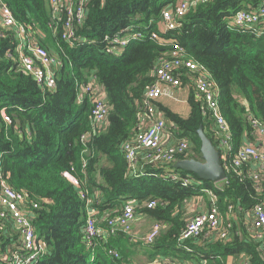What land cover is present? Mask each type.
<instances>
[{
	"label": "trees",
	"instance_id": "16d2710c",
	"mask_svg": "<svg viewBox=\"0 0 264 264\" xmlns=\"http://www.w3.org/2000/svg\"><path fill=\"white\" fill-rule=\"evenodd\" d=\"M260 1L210 0L191 8L178 28L164 31L161 12L177 0H89L85 22L77 30L86 43L69 47L47 0H0L60 63L55 89L38 87L20 65L14 34L0 26L5 35L0 37V110L6 109L13 122L5 126L0 118L1 169L11 189L24 192L38 205L34 231L47 249L38 264H133L130 242L135 248L146 246L152 262L162 257L180 263L226 264L228 257H245L249 264H264L259 243L252 232L244 231L245 215L264 199V190L259 192L251 180L230 173L217 188L174 167L181 160L201 161L200 128L216 145L212 118L202 112L193 87L188 88L186 118L161 108L175 126V138L189 141L191 157L176 156L167 164H149L139 157L138 171L132 174L121 150L138 131L146 111L144 94L154 82L156 61L175 44L207 69L218 89L220 115L232 136L230 156L244 137L252 141L248 116L264 124V38L229 26L237 11L254 10ZM127 28L143 39L131 40L118 55L108 53L103 39ZM92 78L105 92L110 110L106 131L82 145L80 138L90 128V100L82 88ZM182 80L189 85L187 76ZM64 172L76 177L79 189L62 176ZM170 175L192 182L183 186ZM197 197L209 200L208 207L211 200L216 202L228 225L226 238L202 236L179 242L188 220L185 208ZM151 202L156 205L148 209ZM129 203L135 215L162 227L152 243L119 232L87 246L82 231L88 208L96 211L95 217L108 218L120 215ZM228 206L233 207L231 217ZM108 249L116 250L119 258L108 255Z\"/></svg>",
	"mask_w": 264,
	"mask_h": 264
},
{
	"label": "built area",
	"instance_id": "2783aa9c",
	"mask_svg": "<svg viewBox=\"0 0 264 264\" xmlns=\"http://www.w3.org/2000/svg\"><path fill=\"white\" fill-rule=\"evenodd\" d=\"M208 1L210 0H177L174 7L165 8L161 12L164 31L178 28L191 8ZM47 2L52 18L61 21L62 41L69 47L86 43L84 39L78 37L77 30L85 22L89 0H47ZM0 26L6 32L14 34L18 42L16 52L24 71L34 79L38 87L53 91L57 68L60 65L59 59L38 45L29 29L18 24L9 8L2 3H0ZM229 27L248 31L256 37L264 38V0H261L254 10L237 11L231 18ZM4 36L0 33V37ZM148 37L158 39L156 34H149ZM134 39H143V35L127 28L103 40L107 44L106 51L111 55H118ZM7 56L11 54L8 53ZM183 75L187 76L185 82L190 85L185 86L193 87L195 98L201 103L202 112L212 118L215 148L219 152L221 167L225 173V179L221 183H225L226 175L230 173L241 179L251 180L259 192L264 190V124L249 115L247 119L253 139L250 141L248 136L244 137L242 145L233 156H230L232 136L228 124L220 115L218 89L207 69L187 58L177 44L156 61L152 73L154 82L144 94L146 111L141 116L138 131L121 145L130 172L137 173L139 157L149 164H167L172 163L176 156H182L188 152L190 144L184 138L177 139L173 144L163 143V135H167V130L175 129V126L168 125L162 113L154 108L155 102L164 95L162 86L180 89L184 86ZM82 92L88 95L90 100V129L80 138L81 144L85 145L91 137L101 133V126L105 123L110 107L105 92L96 85L94 78L88 81L82 88ZM0 118L5 126H11L13 123L6 109L0 110ZM171 139L175 140L174 137ZM1 156L0 151V264H38L47 251L44 241L38 239L34 231V210L38 209V205L29 200L24 192H17L7 185L1 169ZM62 176L79 189V182L74 175L64 172ZM170 177L173 181H180L183 186H188L192 182L189 177L182 179L176 175H170ZM155 205V202H151L146 206L151 209ZM227 209L231 213L233 207L228 206ZM231 214L234 215V213ZM248 214L251 216L252 235L264 254V199ZM94 215V211L88 208L82 231L83 240L87 246L91 245L95 239L105 240L119 232L130 233L135 219L132 203L125 206L121 214L116 217L99 219V222L105 223L104 227L98 224L97 217L95 218ZM222 225L223 231L220 228ZM161 228L160 224H153L149 232L139 240L144 244L152 243ZM227 235L228 225L225 227L216 202L211 200L208 209L187 220L179 242L183 243L202 236L223 239ZM107 253L114 258H119L118 252L114 249H108ZM165 264L183 263L166 261ZM242 264L249 263L244 261Z\"/></svg>",
	"mask_w": 264,
	"mask_h": 264
},
{
	"label": "crops",
	"instance_id": "0c3cea01",
	"mask_svg": "<svg viewBox=\"0 0 264 264\" xmlns=\"http://www.w3.org/2000/svg\"><path fill=\"white\" fill-rule=\"evenodd\" d=\"M161 90H162V93L164 95L158 101L155 102L154 108L156 109V111L162 112L161 108H164V109L171 111L174 114L179 115L182 118H186L190 112V108L187 104L188 87L183 86L180 89H172V88L167 87V86H162ZM166 122H168V121H166ZM168 125H171V124L169 123ZM101 127H102L101 133H104L106 131V124L104 123ZM170 131H171V134L167 133V135L164 134L162 137V141L164 144H173L175 142V140L171 139L173 137L175 138L174 133L172 132V130H170ZM167 136H168V138H167ZM169 139H171V140H169ZM93 211H95V210L93 209ZM140 217H141V219H143L145 221V223H150V224L152 223V221L150 219H148L147 217H145L143 215H141ZM101 218L97 217L96 220L97 219L99 220ZM98 224L103 226L104 223L102 221H100ZM134 231H135V233L132 237L136 241V240H139L140 238H142V236L147 233L148 228L145 225L144 226H137V227H135ZM132 237H130V238H132ZM130 244L132 245V248L130 251H131V254L133 255V257H132L133 259L131 262L133 264H165V262L167 261L162 257H158V258H154L153 262H152L149 260L148 254L146 252H144V249H146L145 248L146 246L137 244V247L135 248V244H133V242H130ZM232 259L233 258L228 257L226 264H231ZM233 260H235V259H233ZM185 264H191V263L186 262Z\"/></svg>",
	"mask_w": 264,
	"mask_h": 264
},
{
	"label": "water",
	"instance_id": "95a60500",
	"mask_svg": "<svg viewBox=\"0 0 264 264\" xmlns=\"http://www.w3.org/2000/svg\"><path fill=\"white\" fill-rule=\"evenodd\" d=\"M200 140L202 161L181 160L175 163L176 169L193 174L202 181L218 184L224 181L225 173L221 167L219 152L206 138L202 128L197 131Z\"/></svg>",
	"mask_w": 264,
	"mask_h": 264
},
{
	"label": "rangeland",
	"instance_id": "374dc122",
	"mask_svg": "<svg viewBox=\"0 0 264 264\" xmlns=\"http://www.w3.org/2000/svg\"><path fill=\"white\" fill-rule=\"evenodd\" d=\"M165 119V118H164ZM165 121H168V120H166L165 119ZM168 123H170V122H168ZM170 124H172V123H170ZM168 126V125H167ZM166 133H168V134H171V131L170 130H167L166 131ZM177 139H179L178 137H177V135H176V138H175V141L177 140ZM185 139V138H184ZM187 140V139H186ZM188 141V140H187ZM189 142V141H188ZM191 153H192V149H191V146L189 147V149H188V152H186V154H185V158L186 157H191ZM201 153V152H200ZM201 161H202V156H201ZM200 180V179H199ZM202 181V180H201ZM223 183H218L217 185L218 186H216L217 188H219L221 185H222ZM208 204H209V200H207V199H205L204 197H197L196 199H193V200H191V201H189V203H188V205H187V207L185 208L186 210V217L189 219L191 216H194V215H196V214H198V213H200L201 211L203 212L205 209H208ZM205 206V207H204ZM94 213H96V211H94ZM107 214V213H106ZM105 214V215H106ZM98 215V214H97ZM231 216H233L232 214L230 215V217ZM98 217V216H97ZM99 218V217H98ZM245 222H244V231L245 232H250V234H251V232H252V229H251V216H250V214H246L245 215ZM147 226V228H148V231L150 230V228H151V224L150 223H145V221L143 220V219H141V217H139L138 215H135V219H134V225H133V228H132V231L130 232V235L131 236H133L134 235V233H135V231H134V229H135V227H137V226ZM220 228H221V231H223V229H224V227H223V225L222 226H220ZM147 231V232H148ZM229 234V233H228ZM252 234H253V232H252ZM226 238V237H225ZM254 239V241H256V238L254 237L253 238ZM244 261H247V258H245V257H241V258H239V259H236V260H233L232 259V262H231V264H242ZM166 263V262H165ZM183 264H185V263H183Z\"/></svg>",
	"mask_w": 264,
	"mask_h": 264
},
{
	"label": "clouds",
	"instance_id": "9594fccd",
	"mask_svg": "<svg viewBox=\"0 0 264 264\" xmlns=\"http://www.w3.org/2000/svg\"><path fill=\"white\" fill-rule=\"evenodd\" d=\"M162 29L164 30V26L162 27ZM107 98V97H106ZM162 113V112H161ZM162 115H163V113H162ZM163 117H164V115H163ZM168 123V122H167ZM105 124H106V120H105ZM90 129V128H89ZM178 162V161H177ZM220 184V183H219ZM217 185V184H216ZM98 220V219H97Z\"/></svg>",
	"mask_w": 264,
	"mask_h": 264
}]
</instances>
